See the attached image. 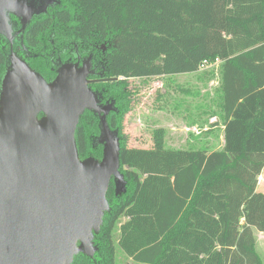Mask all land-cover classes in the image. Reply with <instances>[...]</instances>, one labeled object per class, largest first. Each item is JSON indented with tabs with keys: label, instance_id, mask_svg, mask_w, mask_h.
Returning <instances> with one entry per match:
<instances>
[{
	"label": "trees",
	"instance_id": "trees-1",
	"mask_svg": "<svg viewBox=\"0 0 264 264\" xmlns=\"http://www.w3.org/2000/svg\"><path fill=\"white\" fill-rule=\"evenodd\" d=\"M54 5L29 23L24 42L35 51L24 61L43 73L54 46L60 50L64 43L68 59L82 47H107L100 74L111 80L97 83L94 92L99 103L105 95L117 106L106 120L120 133L126 187L118 194L112 179L110 209L92 239L95 253L80 252L71 264H118L117 249L140 264H264L256 236L264 233V192L257 189L264 169V0ZM218 61L217 86L205 95L209 103L185 108L190 124L200 128L191 133L199 145L167 147L165 127L153 130L151 147L124 143L121 96L128 78L194 73ZM6 65L0 46V92ZM212 117L217 120L208 124ZM101 127L97 112L81 114L75 134L81 159L102 158Z\"/></svg>",
	"mask_w": 264,
	"mask_h": 264
},
{
	"label": "water",
	"instance_id": "water-1",
	"mask_svg": "<svg viewBox=\"0 0 264 264\" xmlns=\"http://www.w3.org/2000/svg\"><path fill=\"white\" fill-rule=\"evenodd\" d=\"M56 1L0 0V31L10 33L11 14L27 24ZM89 70L87 62L64 64L47 83L11 58L0 95V264H71L75 254L95 253L111 181L123 177L120 142L106 120L112 104H99ZM86 109L101 115V159L78 154L75 134Z\"/></svg>",
	"mask_w": 264,
	"mask_h": 264
},
{
	"label": "rangeland",
	"instance_id": "rangeland-1",
	"mask_svg": "<svg viewBox=\"0 0 264 264\" xmlns=\"http://www.w3.org/2000/svg\"><path fill=\"white\" fill-rule=\"evenodd\" d=\"M61 2L62 0H57L55 5ZM18 18L19 17H14L12 22H19ZM22 26L24 27L25 25L22 23ZM18 37L19 38L8 39L5 35L0 34V46L4 48L7 56V65L3 78L6 77L10 70L11 58L13 56H18L17 51H19V48L25 47L23 33ZM106 49L107 47L105 45L97 46L96 48L92 45L77 50L81 54H84V56L92 55L95 60H97L100 66L97 74V76H99L105 64L103 55ZM217 69L218 65L213 64L205 65L200 71L194 73L170 74L169 76L153 78H128L126 80V87H124L121 96V100L123 101L121 107L124 106V111H121L122 114L120 116L124 143L129 147H151L153 145V130L158 127H165L167 129V147L185 148L199 145L200 137H191L190 135L191 131L197 133L196 130L185 128L184 126L188 120L189 113L185 108L188 107V105L193 107L199 102H204L208 99L205 97L207 91L212 93L214 87H216L218 83ZM93 72L95 73L94 69ZM180 87L187 88L189 94L181 90ZM124 100H126V102H124ZM179 104H181V106H179ZM178 106L180 108H177ZM44 115L43 112H40L37 117L38 119H42ZM197 119L199 118L197 117ZM198 121L200 122L201 119L197 120V122ZM211 121L214 123L216 117H212ZM116 135L120 142L121 138L118 131ZM100 136L101 131L97 135L98 141L100 140ZM213 136L214 135H208V139L211 141L215 140ZM114 180L116 181L115 188L117 193L120 194L125 192L126 187L124 180H122L121 184H117V180ZM119 226L120 224H118L115 230L116 241L119 236ZM256 236L257 251L264 263V233L256 231ZM117 262L118 264H140L128 258L119 249H117Z\"/></svg>",
	"mask_w": 264,
	"mask_h": 264
},
{
	"label": "flooded vegetation",
	"instance_id": "flooded-vegetation-1",
	"mask_svg": "<svg viewBox=\"0 0 264 264\" xmlns=\"http://www.w3.org/2000/svg\"><path fill=\"white\" fill-rule=\"evenodd\" d=\"M42 15V14H41ZM39 16V15H36ZM15 16L14 14H11L10 16V20H9V25L11 28L10 33H6L3 31H0V34L5 35L8 39L11 38H19L18 36L21 35V33H23V40H24V34L26 32V29L29 25V23L34 19V17L27 23L24 24L25 26H22V19L19 17L18 20L19 22H12V19ZM24 29V30H23ZM24 46L25 47H21L19 48V51H17V55L21 58V59H29L31 58L30 53L32 52L34 54L35 50H32L30 47H28L26 45V43L24 42ZM55 47V46H54ZM51 48V51L48 52V57H49V63L47 64L48 69H45V71L42 73H39L45 80L47 83H51L54 81V79L56 78L60 68L64 65V64H68V63H73V64H77L79 67L81 65H83L85 62L88 63V65L90 66V71L89 74L87 76V81H88V86L93 89V91H97L96 89V84L99 83V81L101 82H107L108 80H111L107 77L104 76H97L98 74V70H99V63H97V60H95V58L92 55H88V56H84V54H81L78 50H76L73 55L68 59L65 54H66V45L63 43L60 46V50H57V47L55 48ZM30 57V58H29ZM93 69L95 70V73L93 72ZM35 71V70H34ZM37 72V71H35ZM2 92V89H1ZM0 92V95H1ZM103 98H105V103H99L102 106L106 105V104H112V102H110V99L105 97V95L101 96ZM116 109V107L112 104V109L110 110V112ZM109 112V113H110ZM108 113V115H109ZM107 115V116H108Z\"/></svg>",
	"mask_w": 264,
	"mask_h": 264
},
{
	"label": "crops",
	"instance_id": "crops-1",
	"mask_svg": "<svg viewBox=\"0 0 264 264\" xmlns=\"http://www.w3.org/2000/svg\"><path fill=\"white\" fill-rule=\"evenodd\" d=\"M208 83V82H207ZM210 83V82H209ZM209 99H207L206 101H204V102H208L209 103ZM196 119H197V117H196ZM216 120H217V118H216ZM191 122V121H190ZM190 122H189V120H187V122H186V125H184L185 126V128H189V129H193V130H196V132L197 133H199L200 131H199V127H198V125L197 124H195L194 126H193V124H190ZM213 121H211V118H209V120H208V124L210 123H212ZM207 128H209V127H207ZM206 127H205V129L204 130H206L207 129ZM191 133H195V131H191ZM191 133H190V135H191ZM196 134V133H195ZM191 137H192V135H191ZM223 142H224V139H223V135H221V144H220V146L223 144ZM257 189L259 190V191H262V192H264V169H263V171H262V174H261V176L259 177V182H258V186H257ZM261 233H263V232H261ZM131 259V258H130ZM132 260V259H131Z\"/></svg>",
	"mask_w": 264,
	"mask_h": 264
},
{
	"label": "built area",
	"instance_id": "built-area-1",
	"mask_svg": "<svg viewBox=\"0 0 264 264\" xmlns=\"http://www.w3.org/2000/svg\"><path fill=\"white\" fill-rule=\"evenodd\" d=\"M219 64V61L218 62H216L214 65H218ZM205 65H209V64H205ZM204 65V66H205ZM210 65H213V64H210Z\"/></svg>",
	"mask_w": 264,
	"mask_h": 264
}]
</instances>
